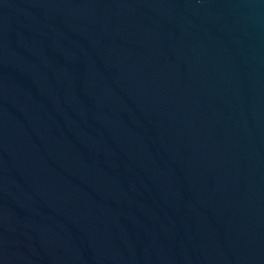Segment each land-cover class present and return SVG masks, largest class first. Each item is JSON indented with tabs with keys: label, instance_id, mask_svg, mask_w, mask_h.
I'll use <instances>...</instances> for the list:
<instances>
[{
	"label": "water",
	"instance_id": "obj_1",
	"mask_svg": "<svg viewBox=\"0 0 264 264\" xmlns=\"http://www.w3.org/2000/svg\"><path fill=\"white\" fill-rule=\"evenodd\" d=\"M0 264H264V0H0Z\"/></svg>",
	"mask_w": 264,
	"mask_h": 264
}]
</instances>
